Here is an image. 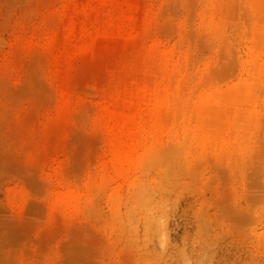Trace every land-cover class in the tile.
Here are the masks:
<instances>
[{"label": "rangeland", "instance_id": "1", "mask_svg": "<svg viewBox=\"0 0 264 264\" xmlns=\"http://www.w3.org/2000/svg\"><path fill=\"white\" fill-rule=\"evenodd\" d=\"M0 264H264V0H0Z\"/></svg>", "mask_w": 264, "mask_h": 264}]
</instances>
